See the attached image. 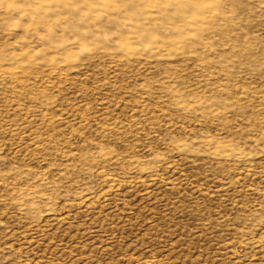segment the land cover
Listing matches in <instances>:
<instances>
[{"label": "rangeland", "instance_id": "1", "mask_svg": "<svg viewBox=\"0 0 264 264\" xmlns=\"http://www.w3.org/2000/svg\"><path fill=\"white\" fill-rule=\"evenodd\" d=\"M12 2L0 264H264V0Z\"/></svg>", "mask_w": 264, "mask_h": 264}, {"label": "clouds", "instance_id": "2", "mask_svg": "<svg viewBox=\"0 0 264 264\" xmlns=\"http://www.w3.org/2000/svg\"><path fill=\"white\" fill-rule=\"evenodd\" d=\"M9 10H10V16H11V19H10V22H9V28L10 29H16L21 20L26 16L28 15V10L25 9L23 6L21 5H17L14 0L12 3L9 4ZM18 13V15H17ZM87 13H85L86 15ZM35 18V17H33ZM40 35V38L41 39H44L45 37L42 35V34H39ZM27 52V50L25 51ZM39 54V51H37L36 53H33V55H38ZM177 148H179L181 151H183L186 147L184 145H177ZM158 159H163V157H157Z\"/></svg>", "mask_w": 264, "mask_h": 264}]
</instances>
